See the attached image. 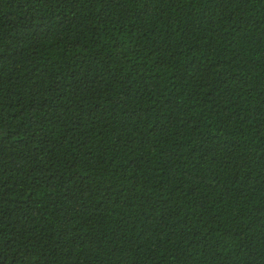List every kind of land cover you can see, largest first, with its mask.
Segmentation results:
<instances>
[{"label": "trees", "instance_id": "16d2710c", "mask_svg": "<svg viewBox=\"0 0 264 264\" xmlns=\"http://www.w3.org/2000/svg\"><path fill=\"white\" fill-rule=\"evenodd\" d=\"M0 264H264V0H0Z\"/></svg>", "mask_w": 264, "mask_h": 264}]
</instances>
